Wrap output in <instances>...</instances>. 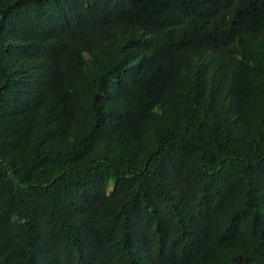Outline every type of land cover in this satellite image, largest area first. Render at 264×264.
Segmentation results:
<instances>
[{
    "label": "trees",
    "instance_id": "16d2710c",
    "mask_svg": "<svg viewBox=\"0 0 264 264\" xmlns=\"http://www.w3.org/2000/svg\"><path fill=\"white\" fill-rule=\"evenodd\" d=\"M0 264H264V0H0Z\"/></svg>",
    "mask_w": 264,
    "mask_h": 264
},
{
    "label": "rangeland",
    "instance_id": "374dc122",
    "mask_svg": "<svg viewBox=\"0 0 264 264\" xmlns=\"http://www.w3.org/2000/svg\"><path fill=\"white\" fill-rule=\"evenodd\" d=\"M111 190H112V188H111Z\"/></svg>",
    "mask_w": 264,
    "mask_h": 264
}]
</instances>
